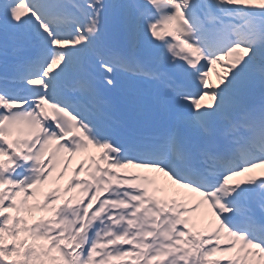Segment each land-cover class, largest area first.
Returning a JSON list of instances; mask_svg holds the SVG:
<instances>
[{"label": "snow or ice", "instance_id": "obj_1", "mask_svg": "<svg viewBox=\"0 0 264 264\" xmlns=\"http://www.w3.org/2000/svg\"><path fill=\"white\" fill-rule=\"evenodd\" d=\"M0 264H264V0H0Z\"/></svg>", "mask_w": 264, "mask_h": 264}]
</instances>
